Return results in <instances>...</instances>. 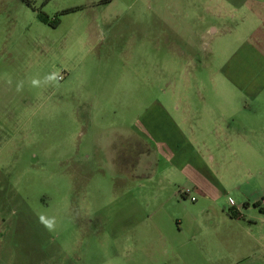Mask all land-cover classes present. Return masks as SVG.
Wrapping results in <instances>:
<instances>
[{"label": "rangeland", "instance_id": "1", "mask_svg": "<svg viewBox=\"0 0 264 264\" xmlns=\"http://www.w3.org/2000/svg\"><path fill=\"white\" fill-rule=\"evenodd\" d=\"M256 1L0 0V264H264ZM157 109L229 125L193 144L204 197L152 150Z\"/></svg>", "mask_w": 264, "mask_h": 264}, {"label": "crops", "instance_id": "2", "mask_svg": "<svg viewBox=\"0 0 264 264\" xmlns=\"http://www.w3.org/2000/svg\"><path fill=\"white\" fill-rule=\"evenodd\" d=\"M256 2L264 5V0H257ZM249 15L253 18H260L257 11L249 10ZM261 74L262 73H260L259 76ZM262 77H264V74H262ZM256 96L258 98H264L262 97L264 96V91H258ZM211 111L212 110L207 111L209 112L207 113L208 117L198 118L200 114L198 112L187 113L183 109H173L172 113H169V110L157 109L152 113L148 112L147 116L145 114L146 117L142 121V128L145 132H148L149 139L150 137L153 138L154 144L152 145V150L163 158L166 164L173 169H177L179 175H184L186 181L193 186L194 192L198 196L203 197L206 195V192L210 191V187L205 186L207 180L200 172L205 165L204 159L201 157H193L192 159L191 154L196 150L193 144L200 141L202 145L206 146L207 144L205 138H203V132H210L212 128L213 132L220 129L226 141H228L230 136L229 125L225 124L223 119L220 120L215 118L214 113ZM257 116V119L254 121L255 123L264 121V109H260ZM241 121V127L244 129L251 130L253 127H257L247 125L245 123L246 120ZM151 125H153L154 128L157 127L156 132H153L155 129L151 132ZM186 133L188 134L187 139L184 138ZM211 160H213L212 157ZM163 175L176 178V174L173 173H163ZM168 182L171 184L170 181ZM227 238L228 234L226 233L223 236V243L227 241Z\"/></svg>", "mask_w": 264, "mask_h": 264}, {"label": "clouds", "instance_id": "3", "mask_svg": "<svg viewBox=\"0 0 264 264\" xmlns=\"http://www.w3.org/2000/svg\"><path fill=\"white\" fill-rule=\"evenodd\" d=\"M56 79V76L55 75H51V76H48L46 77V82L48 81H53ZM10 83V81H9ZM39 81L38 80H33L32 81V84L33 86H38L39 85ZM23 84L22 82L20 84L17 85V91H19L21 88H22ZM39 220H40V223L48 230V231H53L55 229V225H56V220L54 217L52 218H49V217H46L44 215H41L39 217Z\"/></svg>", "mask_w": 264, "mask_h": 264}, {"label": "built area", "instance_id": "4", "mask_svg": "<svg viewBox=\"0 0 264 264\" xmlns=\"http://www.w3.org/2000/svg\"><path fill=\"white\" fill-rule=\"evenodd\" d=\"M185 193H186V195H188V194H187L188 191H186ZM190 199H191V201H194V198H193V197H191Z\"/></svg>", "mask_w": 264, "mask_h": 264}]
</instances>
